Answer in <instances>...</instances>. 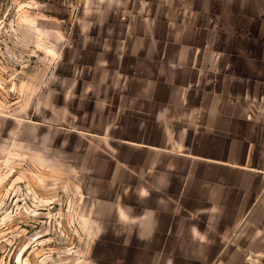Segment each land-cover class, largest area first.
<instances>
[{
    "label": "crops",
    "instance_id": "0c3cea01",
    "mask_svg": "<svg viewBox=\"0 0 264 264\" xmlns=\"http://www.w3.org/2000/svg\"><path fill=\"white\" fill-rule=\"evenodd\" d=\"M135 18L101 103L122 117L102 138L135 249L264 264V0H157Z\"/></svg>",
    "mask_w": 264,
    "mask_h": 264
},
{
    "label": "rangeland",
    "instance_id": "374dc122",
    "mask_svg": "<svg viewBox=\"0 0 264 264\" xmlns=\"http://www.w3.org/2000/svg\"><path fill=\"white\" fill-rule=\"evenodd\" d=\"M156 2L0 0V264L174 257L135 249L122 223V169L107 162L102 138L122 132V117L101 104L119 39ZM129 193L135 206L141 195Z\"/></svg>",
    "mask_w": 264,
    "mask_h": 264
}]
</instances>
